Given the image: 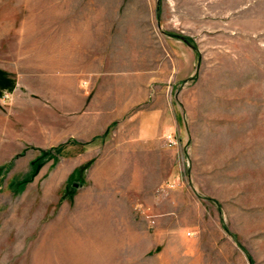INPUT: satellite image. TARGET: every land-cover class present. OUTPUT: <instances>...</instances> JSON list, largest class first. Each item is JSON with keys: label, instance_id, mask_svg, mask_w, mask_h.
Masks as SVG:
<instances>
[{"label": "rangeland", "instance_id": "1", "mask_svg": "<svg viewBox=\"0 0 264 264\" xmlns=\"http://www.w3.org/2000/svg\"><path fill=\"white\" fill-rule=\"evenodd\" d=\"M0 264H264V0H0Z\"/></svg>", "mask_w": 264, "mask_h": 264}, {"label": "bare ground", "instance_id": "2", "mask_svg": "<svg viewBox=\"0 0 264 264\" xmlns=\"http://www.w3.org/2000/svg\"><path fill=\"white\" fill-rule=\"evenodd\" d=\"M70 49H71V48H70ZM77 243H78V242H77ZM75 244H76V243H75ZM75 244H74V245H75ZM74 245H73V246H74ZM76 245H79V244H76ZM73 249H74V248H73ZM74 251H75V250H74ZM82 251H83V250H82ZM75 252H77V251H75Z\"/></svg>", "mask_w": 264, "mask_h": 264}]
</instances>
